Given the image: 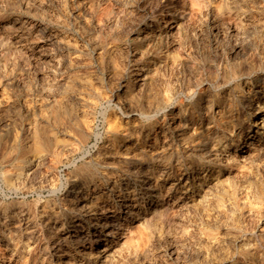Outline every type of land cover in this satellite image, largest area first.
<instances>
[{
    "label": "rangeland",
    "instance_id": "374dc122",
    "mask_svg": "<svg viewBox=\"0 0 264 264\" xmlns=\"http://www.w3.org/2000/svg\"><path fill=\"white\" fill-rule=\"evenodd\" d=\"M243 57L264 63V0H0V264H264V92L249 104L255 74L232 107L216 105ZM247 122L253 150L237 134ZM123 137L134 146V189L160 178L166 207L153 211L138 194L135 209L149 211L122 220L125 236L55 249L51 237L102 228L103 204L80 229L66 191L74 179L110 176ZM153 142L156 170L145 151ZM198 170L203 189L190 184Z\"/></svg>",
    "mask_w": 264,
    "mask_h": 264
},
{
    "label": "bare ground",
    "instance_id": "6f19581e",
    "mask_svg": "<svg viewBox=\"0 0 264 264\" xmlns=\"http://www.w3.org/2000/svg\"><path fill=\"white\" fill-rule=\"evenodd\" d=\"M205 2V1H204ZM204 2H201L202 6L205 4ZM200 3V0H199ZM207 3V2H206ZM201 6V7H202ZM205 6V5H204ZM203 6V7H204ZM220 7V6H219ZM169 8V7H168ZM222 8V7H221ZM218 9V8H217ZM220 11V10H219ZM219 15V14H218ZM221 18V17H220ZM214 19V18H213ZM233 19V18H232ZM223 20V19H222ZM215 21V20H214ZM226 21V20H225ZM235 22V21H234ZM215 24V23H214ZM213 24V25H214ZM170 25V24H169ZM168 25V26H169ZM222 26V25H221ZM228 27V26H227ZM242 27V26H241ZM219 29V28H218ZM227 29V28H226ZM164 30V29H163ZM217 30V28H216ZM143 31V30H142ZM170 31V30H169ZM232 32V31H231ZM140 33V32H139ZM166 36V35H165ZM140 37V36H139ZM144 41V40H143ZM242 48V47H241ZM236 50H240V47H236ZM242 50H240L241 52ZM170 53V52H169ZM237 51L232 52L231 55L236 57ZM230 55V56H231ZM241 55V53L239 54ZM243 55V54H242ZM241 55V56H242ZM240 56V57H241ZM244 56V55H243ZM232 58V57H231ZM238 58V57H236ZM235 62V61H234ZM232 65V64H231ZM264 63H257L250 64L247 62V60L243 57L238 59V61L234 64L233 70L231 72L232 76V82H233V90H229V92H226L227 94L218 93L216 96V105L219 107V109L224 108L226 105L229 107H232L234 104V91H239L244 86L246 82V78H248L250 75L255 74V77L253 79L254 89H252L251 92V98L249 97V104H252L253 98H258V96L264 92V69H262ZM232 69V68H231ZM229 80V79H228ZM153 81V80H152ZM228 82V81H227ZM230 82V81H229ZM252 82V81H251ZM244 84V85H243ZM231 86V85H230ZM238 93V92H237ZM202 96V95H201ZM236 96V95H235ZM239 96L243 97V94L239 92ZM206 97V96H205ZM206 99V98H205ZM258 100V99H257ZM182 103V102H181ZM215 105V104H214ZM205 106V105H204ZM202 107V106H201ZM217 110V109H216ZM251 111V110H250ZM259 111V106L254 103L252 107V115H256ZM174 111H172L173 113ZM205 112V111H204ZM190 114H192V110L189 111ZM245 113V112H244ZM182 114V113H181ZM205 113L200 114V118L203 119V116ZM218 115V114H217ZM226 115V114H225ZM231 116V115H230ZM120 117V116H119ZM118 117V119H119ZM190 116H183L181 117L184 122H188L191 120ZM228 117V116H227ZM237 117V116H236ZM260 117V116H259ZM177 118V116H171L170 119L173 122ZM198 118V117H197ZM205 118V117H204ZM232 118V117H231ZM196 119V118H195ZM214 119V118H213ZM236 119V118H235ZM169 120V119H168ZM240 120V119H239ZM117 121V120H116ZM260 121V120H259ZM237 122V121H236ZM244 122V121H243ZM257 122V121H256ZM207 123V122H206ZM209 123V122H208ZM240 123V121H238ZM124 124V123H123ZM128 124V123H127ZM152 124V123H151ZM168 124V123H167ZM179 124V123H178ZM260 128H264V121H260ZM119 125V123H118ZM124 126V125H123ZM154 126V125H153ZM177 126V125H176ZM180 126V124H179ZM189 126V125H188ZM227 127V126H226ZM230 127H234V122H232V125ZM133 128V127H132ZM154 128V127H153ZM195 128V127H194ZM237 134L239 137L241 136H248L247 137V148L252 149L255 148L252 142V136L249 134L251 133V125L248 124H237ZM126 129V128H125ZM168 129V128H167ZM178 129V128H177ZM182 129V128H181ZM197 129V128H196ZM230 129V128H229ZM158 130V129H157ZM233 129H231L232 131ZM261 130V129H260ZM145 131V130H144ZM162 131V130H161ZM164 131V130H163ZM166 131V130H165ZM179 131V130H178ZM235 131V130H234ZM259 131V130H258ZM123 132V131H121ZM173 132V131H172ZM175 132V131H174ZM182 132V131H181ZM204 132V131H203ZM209 132V131H207ZM120 133V132H119ZM183 133V132H182ZM163 134V133H160ZM173 134V133H172ZM187 134V133H186ZM201 134V133H200ZM209 134V133H208ZM150 135V134H149ZM211 135V134H210ZM213 135V134H212ZM196 136V135H195ZM200 136V135H198ZM166 137V136H165ZM160 138V137H159ZM168 138V137H167ZM174 138V137H173ZM196 138V137H195ZM198 138V137H197ZM215 138V137H214ZM136 139V138H135ZM148 139V138H147ZM153 139V138H152ZM177 139V138H176ZM200 139V138H199ZM210 139V138H209ZM246 139V138H245ZM174 140V139H173ZM203 140V139H202ZM214 140V139H213ZM227 140V139H226ZM261 140V139H260ZM138 142V141H137ZM145 142V141H144ZM187 142V141H186ZM214 142V141H213ZM154 143V142H153ZM190 143V142H189ZM32 144V143H31ZM236 144V143H235ZM158 145V144H157ZM161 145V144H160ZM207 145V144H206ZM212 145V144H211ZM145 146V145H144ZM170 146V145H169ZM106 147V146H105ZM111 147V148H110ZM110 149H114V146H110ZM161 147V146H160ZM167 147V146H166ZM200 147V146H199ZM32 148V147H31ZM108 148V149H109ZM209 148V147H208ZM229 148V146H228ZM257 148V147H256ZM156 144H150L145 151H150L151 155L150 158L154 164L153 169L156 170L157 166L155 167L156 162V156L157 152L155 151ZM160 149V148H159ZM211 149V148H210ZM209 150V149H208ZM253 150V149H252ZM114 151V150H113ZM119 152V156H117V160L112 161V166L109 170L108 177L102 178V179H95V177H85L84 179H74L69 183L68 189L66 191V197L67 200L70 202L73 211L76 213L73 217L77 218V222L75 223L76 226L80 227L82 229L84 227V224L86 221L90 219V217L93 214H96L95 212L98 210L99 203L103 204V207L106 211H104V221L102 224V228L100 230H92L89 234L82 235L81 233L78 234H66L61 236L56 235L54 237H51L50 244L55 247V249H59L63 244L70 241L71 238H75L76 242L84 245L86 241L89 240V238L93 239V242H96L99 244L102 240H107L108 238H111L108 243H114V238L123 237L127 232H130V228H126V226H123L124 221L127 223V221H130L132 219L140 220L145 217L148 214L147 209L142 210L140 213L135 209L134 203L137 201V195L140 194H146L145 198L149 200V203L151 204V208L153 211L160 210L161 207H166L164 204V200L167 199L166 197L170 194L169 190L166 192H162V190L159 188V180L160 178H157L155 183L153 185H150L149 180H146L145 178H141L140 182L143 186V189L146 188L147 191H139L138 193L134 189V174L136 170V165L134 164V146H130L125 142L124 137L121 139V142H119L116 152ZM164 151V150H163ZM188 151V150H186ZM143 152V151H142ZM160 152V151H159ZM170 152V151H169ZM189 152V151H188ZM212 152V151H211ZM249 152V151H248ZM254 152V151H253ZM252 152V153H253ZM35 153V152H34ZM108 153V151H107ZM113 153V152H112ZM145 153V152H143ZM147 153V152H146ZM149 153V152H148ZM168 153V152H167ZM177 153V152H176ZM197 153V152H196ZM187 154V153H186ZM249 154V153H248ZM103 155V154H102ZM139 157L141 159L144 158V154L138 153ZM162 155V154H161ZM191 156V155H190ZM112 157V156H111ZM162 157V156H161ZM192 157V156H191ZM36 158V157H35ZM39 158V157H38ZM98 158V157H97ZM115 158V157H114ZM241 158V157H240ZM43 159V158H41ZM192 159V158H191ZM229 161H235V154L233 156V153H231L229 157ZM239 159V157H238ZM226 160V159H225ZM33 159L29 158L26 160L28 162V165H31L33 163ZM38 161V160H37ZM40 161V159H39ZM222 161V159H221ZM44 162V161H43ZM93 161L84 162L82 165L85 167L92 166ZM240 162V161H238ZM41 163V162H40ZM190 163V162H189ZM102 164V163H101ZM137 164V163H136ZM167 164V163H166ZM188 164V163H187ZM200 164V163H199ZM210 165V164H209ZM239 165V164H238ZM35 166V165H34ZM147 166V165H146ZM200 166V165H199ZM234 166V165H233ZM33 167V166H32ZM161 167V166H160ZM173 167V166H172ZM26 168V167H25ZM35 168V167H34ZM38 168V167H37ZM36 168V169H37ZM142 169V168H141ZM146 169V168H145ZM162 170H159L160 175H165V171L163 168ZM170 169V168H168ZM201 169V168H199ZM19 170V169H18ZM31 170V169H30ZM29 170V171H30ZM173 170V169H172ZM203 170V169H202ZM143 171V170H142ZM188 171V170H187ZM104 172V171H103ZM106 172V171H105ZM146 172V171H145ZM185 172V171H184ZM197 173L193 177L194 180L191 181V185L196 186L197 189H203L204 179L201 176L202 172L194 171ZM30 173V172H29ZM37 173V172H36ZM157 173V172H156ZM33 174V170H32ZM147 174V173H146ZM151 174V173H150ZM149 174V175H150ZM206 175V174H205ZM31 176V175H30ZM204 176V175H203ZM23 177V176H22ZM29 177V176H28ZM124 177V178H123ZM132 177V178H131ZM146 177V176H145ZM156 177V176H155ZM189 177V175H188ZM209 177V176H208ZM137 178V177H136ZM135 178V179H136ZM205 178V177H204ZM23 179V178H22ZM28 179V178H27ZM56 179V178H55ZM191 179V178H190ZM31 180V179H30ZM166 180V179H165ZM208 181V180H207ZM161 182V181H160ZM189 182V181H188ZM23 183V182H22ZM110 183V184H109ZM163 183V182H162ZM28 184V183H27ZM109 184L108 186H106ZM207 185V184H206ZM209 185V184H208ZM210 187V186H209ZM208 187V188H209ZM171 188V187H170ZM175 189V188H174ZM205 189V188H204ZM55 190V189H54ZM141 190V189H140ZM188 190V189H187ZM235 190V189H234ZM3 191V190H2ZM17 191V190H16ZM198 191V190H197ZM207 191V189H206ZM206 191L204 194H206ZM5 192V191H4ZM53 192V191H52ZM193 192V191H192ZM183 193V192H182ZM201 193V192H200ZM56 194V193H55ZM191 195V194H190ZM200 195V194H199ZM210 195V194H209ZM180 196V195H179ZM205 196V195H203ZM55 197V196H54ZM192 197V196H191ZM202 197V196H201ZM171 199V198H170ZM196 199V197H195ZM200 199V198H199ZM198 199V200H199ZM207 199V198H206ZM143 200V199H142ZM185 200V199H184ZM139 202V201H138ZM169 202V201H168ZM142 203V202H141ZM58 204V203H57ZM79 205V206H78ZM61 206V205H60ZM69 206V205H67ZM76 206L80 207L79 209H76ZM120 206L126 208V211L124 214H119L116 210H119ZM46 207V206H45ZM63 207V206H62ZM102 207V208H103ZM168 207V206H167ZM65 208V207H64ZM114 210H111V209ZM59 209V208H58ZM7 210V209H6ZM125 210V209H124ZM26 211V210H25ZM35 211V210H34ZM99 211V210H98ZM8 212V211H7ZM39 212V211H38ZM37 212V213H38ZM102 212V211H101ZM124 212V211H123ZM161 212V211H159ZM158 212V213H159ZM44 213V212H43ZM4 214V213H3ZM9 214V213H8ZM153 214V213H152ZM27 215V214H26ZM103 215V214H102ZM153 216V215H152ZM5 217V216H4ZM36 217V216H35ZM51 214H47V218H45V224L48 226L51 223ZM25 218V217H24ZM44 218V217H43ZM98 218V215H97ZM123 218V219H121ZM11 219V218H10ZM37 219V218H36ZM39 219V218H38ZM60 219V218H59ZM1 220V218H0ZM124 220V221H122ZM36 221V220H35ZM59 221V220H58ZM33 222V220H32ZM60 222V221H59ZM75 222V221H74ZM143 222V221H142ZM140 222V223H142ZM134 223V222H133ZM138 223V222H137ZM17 224V223H16ZM8 225V224H7ZM9 226V225H8ZM24 226V224H23ZM37 226V225H36ZM5 228V227H4ZM16 228V227H15ZM39 228V227H38ZM37 228V229H38ZM46 228V227H45ZM62 228V227H61ZM91 228V227H90ZM99 228V227H98ZM2 229V228H1ZM27 230L26 228H24ZM40 229V228H39ZM53 229V228H52ZM143 229V228H142ZM31 230V229H30ZM127 230V231H125ZM8 231V230H7ZM15 231V230H14ZM32 231V230H31ZM132 231V230H131ZM11 232V230H9ZM18 232V231H17ZM73 232H77L76 229H73ZM7 233V232H6ZM31 233V232H29ZM51 233V232H50ZM48 233V234H50ZM55 233V232H54ZM143 233V232H141ZM11 234V233H9ZM39 234V233H38ZM52 234V233H51ZM131 235V234H130ZM37 236V235H36ZM34 236V239L35 237ZM8 237H10L8 235ZM13 237V236H12ZM27 237V236H26ZM7 238V237H6ZM16 238V237H15ZM29 240L32 239V235L29 234V237H27ZM26 238V239H27ZM11 239V237H10ZM24 239V240H26ZM27 239V240H28ZM86 239V240H85ZM91 239V240H92ZM125 239V237H124ZM9 240V239H8ZM14 240V239H13ZM45 240V239H44ZM116 240V239H115ZM27 242V241H25ZM33 243V242H32ZM43 243V242H42ZM15 244V241H14ZM49 244V245H50ZM118 244V243H117ZM250 244V243H249ZM110 245V244H109ZM26 246V244L24 245ZM30 246V245H29ZM115 246V245H114ZM70 247V246H69ZM28 248V246H27ZM26 248V249H27ZM41 248V246H40ZM25 249V250H26ZM50 249V248H49ZM246 249V248H245ZM44 250V249H43ZM27 251V250H26ZM25 251V252H26ZM55 251V250H54ZM251 251V250H250ZM44 252V251H43ZM47 252V251H46ZM62 252V251H61ZM67 252V251H66ZM98 254H100L101 258L105 262L108 259V249L106 247L99 248L96 251ZM249 252V251H248ZM45 253V252H44ZM111 253V252H109ZM47 254V253H46ZM92 254V253H91ZM52 255V254H51ZM61 255V254H60ZM73 256V255H72ZM49 257V256H48ZM59 257V256H58ZM92 259V258H91ZM101 259V260H102ZM95 260V259H94ZM97 260V259H96ZM85 261V260H84ZM88 261V260H87ZM90 261V260H89ZM92 261V260H91ZM42 262V261H41ZM72 262V261H71ZM93 262V261H92ZM69 263V262H68ZM67 263V264H68ZM103 264V263H102ZM107 264V263H106Z\"/></svg>",
    "mask_w": 264,
    "mask_h": 264
}]
</instances>
